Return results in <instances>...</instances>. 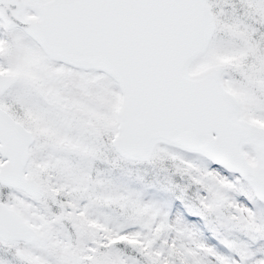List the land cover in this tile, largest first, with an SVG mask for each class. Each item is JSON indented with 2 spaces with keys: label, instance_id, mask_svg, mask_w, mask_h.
<instances>
[{
  "label": "snow or ice",
  "instance_id": "snow-or-ice-1",
  "mask_svg": "<svg viewBox=\"0 0 264 264\" xmlns=\"http://www.w3.org/2000/svg\"><path fill=\"white\" fill-rule=\"evenodd\" d=\"M0 264H264V0H0Z\"/></svg>",
  "mask_w": 264,
  "mask_h": 264
}]
</instances>
